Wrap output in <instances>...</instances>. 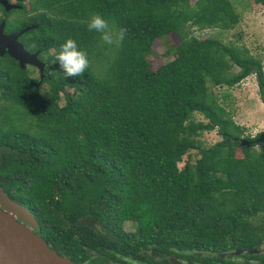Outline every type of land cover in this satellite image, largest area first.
Wrapping results in <instances>:
<instances>
[{
  "label": "trees",
  "instance_id": "trees-1",
  "mask_svg": "<svg viewBox=\"0 0 264 264\" xmlns=\"http://www.w3.org/2000/svg\"><path fill=\"white\" fill-rule=\"evenodd\" d=\"M31 11L9 31L27 29L26 49L47 55L48 91L13 58L0 61V188L31 212L50 248L74 264H106L114 254L219 249L264 233L251 222L264 221V142L241 145L258 135H245L208 88L254 74L264 103L261 61L190 32L233 29L230 0H37ZM92 13L115 43L88 30ZM171 34L173 59L153 70L152 44ZM68 38L90 61L75 78L55 63ZM214 130L222 140L201 148L197 138ZM191 150L199 158L179 169Z\"/></svg>",
  "mask_w": 264,
  "mask_h": 264
},
{
  "label": "rangeland",
  "instance_id": "rangeland-1",
  "mask_svg": "<svg viewBox=\"0 0 264 264\" xmlns=\"http://www.w3.org/2000/svg\"><path fill=\"white\" fill-rule=\"evenodd\" d=\"M189 1L192 5L196 0ZM230 2L239 14V22L233 29L220 31L217 28L200 30L192 27L190 29L191 35L198 39L213 38L225 45H235L239 48L247 49L250 55L261 61L264 73V4L256 3L255 0H230ZM1 4H5V10L17 8V6L10 5L6 0H3ZM19 15L18 13H13L9 18H19ZM0 28H2V24H0ZM178 44L179 40L173 34L155 40L152 44V54L148 57L151 62V68L156 70L161 65L172 60V48ZM53 52V50H50L49 53L53 54ZM25 65L32 77L38 78L42 82L41 93H46L48 85L46 81L42 80V68L39 64L27 63ZM208 88L209 92L216 97L219 103L229 111L233 121L244 127L245 135L249 136L250 139L264 132V103L260 100L256 75L250 74L232 88L225 86L215 87L211 84H208ZM194 120L204 121V118L195 113ZM197 139L201 148H208L222 140L216 130L204 132ZM198 158V151H188L178 162V168L183 169L186 162L193 164ZM261 221L260 217L251 219L254 225L259 224ZM124 229L132 231L133 226L129 222L125 223Z\"/></svg>",
  "mask_w": 264,
  "mask_h": 264
},
{
  "label": "water",
  "instance_id": "water-1",
  "mask_svg": "<svg viewBox=\"0 0 264 264\" xmlns=\"http://www.w3.org/2000/svg\"><path fill=\"white\" fill-rule=\"evenodd\" d=\"M3 3V0H0ZM5 5V4H4ZM25 30L5 36L0 28V56L7 54L19 63L42 64L36 56H30L16 41ZM264 142V132L253 141L241 140V145H257ZM38 223L29 210L9 198L0 188V264H74L69 258L59 255L35 231Z\"/></svg>",
  "mask_w": 264,
  "mask_h": 264
},
{
  "label": "flooded vegetation",
  "instance_id": "flooded-vegetation-1",
  "mask_svg": "<svg viewBox=\"0 0 264 264\" xmlns=\"http://www.w3.org/2000/svg\"><path fill=\"white\" fill-rule=\"evenodd\" d=\"M10 5L17 6L11 10H5L4 5L0 2V24H2V34L5 36H10L16 34L18 31H9L13 27V23L23 19L24 16H32L33 11L32 4L37 0H6ZM27 2V3H25ZM20 11V12H18ZM13 13L20 14L19 18L10 19L9 16ZM37 27L36 25H31ZM21 36L16 40L20 44L25 52L30 54V56L35 55L36 59L42 63V70H45L49 66L45 60L47 55L44 53L39 55L38 51H30L26 49ZM49 49L48 52H50ZM50 54V53H49ZM51 55V54H50ZM10 57L6 50L3 56H0V61L3 63L6 58ZM11 58V57H10ZM12 59V58H11ZM14 60V59H13ZM15 61V60H14ZM19 66V63L16 61ZM1 66V64H0ZM25 69L27 66L24 65ZM28 71V69H27ZM29 73V71H28ZM30 77L32 75L29 73ZM42 80L49 78V74H44L42 71ZM34 78V77H32ZM38 80V78H35ZM46 81V80H45ZM42 90V82L38 80L37 82ZM36 83V84H37ZM35 84V85H36ZM262 227L264 229V221H261L255 226ZM171 253L159 251L153 253L148 249L147 253H141L139 255H122L120 257H131L133 260L138 261V264H264V233L255 238H227L222 241V246L219 249H196L194 251L189 250H179L172 248ZM108 260L106 264H125L123 259H119L117 254L113 256H107ZM88 264V262L86 263Z\"/></svg>",
  "mask_w": 264,
  "mask_h": 264
},
{
  "label": "clouds",
  "instance_id": "clouds-1",
  "mask_svg": "<svg viewBox=\"0 0 264 264\" xmlns=\"http://www.w3.org/2000/svg\"><path fill=\"white\" fill-rule=\"evenodd\" d=\"M87 28L90 32L99 33L103 43L108 45L115 43L113 27L101 14L92 13L87 23ZM124 34L125 30L120 29L118 38L122 40ZM55 63L59 65L66 78L82 76L90 68L87 52L80 49L77 42L72 38H68L60 46L55 54ZM255 147L258 148L259 145ZM117 256L119 259H123L125 264H138V261L133 260L131 257H120L119 254Z\"/></svg>",
  "mask_w": 264,
  "mask_h": 264
}]
</instances>
